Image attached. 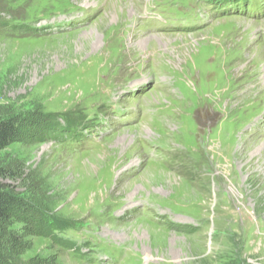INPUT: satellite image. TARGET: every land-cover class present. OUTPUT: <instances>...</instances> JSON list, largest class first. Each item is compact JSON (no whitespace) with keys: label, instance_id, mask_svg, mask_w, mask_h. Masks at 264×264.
Segmentation results:
<instances>
[{"label":"rangeland","instance_id":"1","mask_svg":"<svg viewBox=\"0 0 264 264\" xmlns=\"http://www.w3.org/2000/svg\"><path fill=\"white\" fill-rule=\"evenodd\" d=\"M213 1L0 0V117L19 128L0 181L27 205L6 258L264 264V19L219 18ZM47 217L81 255L49 240Z\"/></svg>","mask_w":264,"mask_h":264},{"label":"trees","instance_id":"2","mask_svg":"<svg viewBox=\"0 0 264 264\" xmlns=\"http://www.w3.org/2000/svg\"><path fill=\"white\" fill-rule=\"evenodd\" d=\"M51 128L49 129L50 134L62 133V127L57 123H54V119L51 120ZM66 129V128H65ZM18 122H16L13 116L0 117V152L5 150L11 141L18 135ZM48 132V133H49ZM56 139V136H53ZM52 138V137H51ZM11 168L9 166L0 165V180L6 177L8 171ZM27 205L22 202L17 197L13 196L11 193L7 192L3 188V184L0 181V241H4L3 238L7 236L10 237L9 229L14 219L20 215V212L25 209ZM46 233L49 240L61 248H72L77 250L76 246L71 244L69 241H65L62 237L57 238V233L65 231L68 226H63V224L58 220H53L50 217L45 218ZM14 237V236H13ZM11 238V237H10ZM16 243V239H14ZM3 249L0 245V264H17L15 261L6 258Z\"/></svg>","mask_w":264,"mask_h":264},{"label":"bare ground","instance_id":"3","mask_svg":"<svg viewBox=\"0 0 264 264\" xmlns=\"http://www.w3.org/2000/svg\"><path fill=\"white\" fill-rule=\"evenodd\" d=\"M116 50V49H115Z\"/></svg>","mask_w":264,"mask_h":264}]
</instances>
